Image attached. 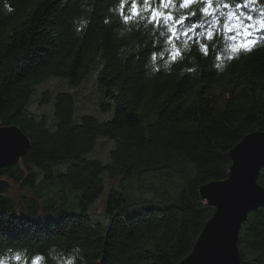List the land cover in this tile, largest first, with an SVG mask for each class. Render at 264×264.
Listing matches in <instances>:
<instances>
[{
    "label": "trees",
    "instance_id": "16d2710c",
    "mask_svg": "<svg viewBox=\"0 0 264 264\" xmlns=\"http://www.w3.org/2000/svg\"><path fill=\"white\" fill-rule=\"evenodd\" d=\"M124 4L126 12L121 0H0V125L20 128L31 143L0 172L2 264H31L36 254L38 264L180 263L214 212L199 188L225 180L229 151L264 132V42L250 54L233 50L248 25L247 39L264 37V0L240 8L245 0H221L210 18L198 13L171 31L147 23L148 9L190 16L178 0L138 3L143 19ZM193 23L204 26L186 32ZM56 78L72 91H40ZM83 88L94 97L89 114L79 113ZM37 92L52 105L49 117L32 110ZM100 135L105 158L113 142L106 164L85 157ZM157 172L184 177L178 203L161 207L110 183L107 222L89 214L103 174L123 181ZM237 248L241 264H264V207L242 224Z\"/></svg>",
    "mask_w": 264,
    "mask_h": 264
},
{
    "label": "water",
    "instance_id": "95a60500",
    "mask_svg": "<svg viewBox=\"0 0 264 264\" xmlns=\"http://www.w3.org/2000/svg\"><path fill=\"white\" fill-rule=\"evenodd\" d=\"M30 146L20 128L0 125V172L18 164ZM229 156L227 178L199 188L201 200L214 212L191 253L178 264H241L237 241L242 224L264 207V186L258 182L264 170V132L247 134Z\"/></svg>",
    "mask_w": 264,
    "mask_h": 264
},
{
    "label": "rangeland",
    "instance_id": "374dc122",
    "mask_svg": "<svg viewBox=\"0 0 264 264\" xmlns=\"http://www.w3.org/2000/svg\"><path fill=\"white\" fill-rule=\"evenodd\" d=\"M90 77L95 78L94 74H91ZM55 80H50L46 84L42 85L40 87V91L44 89H50V90L55 89L53 95H55L56 91L59 89L69 90L70 92L72 91L71 89H69L71 86L66 80L60 78H56ZM79 91H80L78 97L79 113L88 112L86 114H89V112H91L92 109L94 97L89 95L88 90H86L85 88ZM39 93L40 92H37V95H35L34 99H32L31 101L32 110H35L39 114L41 113L47 114V116L49 117L52 112V105L49 103H45V104L39 103V96H38ZM75 103L77 104L76 99H75ZM79 113L78 110L75 109V117H74L75 121H78L77 116ZM97 117L103 119L106 117V115L105 116L99 115ZM106 140L107 138L105 136L102 135L98 136L94 148L91 151H89L87 154H85V157L88 159L101 160L104 164L108 163L109 162L108 153L113 145V142L111 141L110 148L107 147L108 148L107 158H105L106 149L101 150V148L103 147L102 145L106 142ZM69 162L70 160H65L63 161V163L61 162L58 165L65 167V165H67ZM162 173L164 172L145 173L143 174V176L140 174L139 176L130 177L123 181L119 180L120 177L111 179L108 174H103V179L105 181L104 191L101 194V196H99V198L95 202H93L91 206L88 208L89 214L95 219L100 220L103 224L107 222L103 212L104 205H102V203L104 204V199L110 188V183L112 185H115L118 190L122 187V185H124L125 187L128 188L127 190H129L130 192L134 191L135 195L142 194L143 195L142 199L148 201L150 200L156 201V199H159V201L156 202H160L161 207L178 203L177 195L182 190V183L185 180L184 177L182 175L172 176V175H164ZM135 200H141V199L135 198Z\"/></svg>",
    "mask_w": 264,
    "mask_h": 264
},
{
    "label": "snow or ice",
    "instance_id": "6c2138e0",
    "mask_svg": "<svg viewBox=\"0 0 264 264\" xmlns=\"http://www.w3.org/2000/svg\"><path fill=\"white\" fill-rule=\"evenodd\" d=\"M152 2H153V0H127L128 5L132 9L131 15L140 16L142 19H143V17L141 16V13L137 8V4L139 3L141 5H147V4H151ZM174 2H175V0H156V3L158 6L172 5ZM257 2H259V0H245L244 5L237 4V5H235V7L236 8L246 7V6H248V4H255ZM178 3H179V7L185 9L190 14V16H188V17H185V16L177 17V16L173 15L171 10L166 9V11L161 12L159 10V7H157L154 9H148V11L151 12V15L147 18V23H149V24L156 23L161 27H168L169 30L171 31V27H170L171 23H175V24L179 25L182 21H185V20L189 19L190 17H196L198 15V13H202L206 17L210 18L212 13L209 12V8H212L214 4L216 6H219L221 4V0H178ZM196 5H199L200 7L196 11H193L192 7H190V6H196ZM121 7L125 10V12L127 11V8L124 4V0H121ZM229 7L230 6L227 3H223V8L228 9ZM122 15H124L123 12H122ZM219 15L223 16L224 13L221 12V13H219ZM229 15L233 16L237 20H239V18H240L239 12L229 13ZM129 18H130L129 15H124L125 22H128ZM249 19H252V18L249 17ZM260 23L262 25V28L260 30L264 31V21H261ZM203 26H204L203 24H195V23L189 24L186 32H191V31L196 30L199 27H203ZM251 28H252V26L248 25L246 28L243 29V34L246 37V39L244 41H242L241 44L237 48H234L233 49L234 51L240 52L243 50V51H246L250 54L262 42H264V37H261L259 35L255 39H247L248 37L252 36ZM228 31H231V28H229ZM206 38L208 40H212L214 38V33L208 32ZM169 39L171 40V37H169ZM202 47L204 48L205 53H207V50L210 47V45H202ZM177 54L179 55L181 53L178 51ZM152 58H153V60H155L156 56L153 54ZM42 258H43V254L34 255V258L31 259V264H38V262L41 261ZM16 259H20L19 254H17ZM0 264H2V261H0Z\"/></svg>",
    "mask_w": 264,
    "mask_h": 264
}]
</instances>
